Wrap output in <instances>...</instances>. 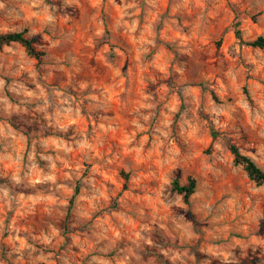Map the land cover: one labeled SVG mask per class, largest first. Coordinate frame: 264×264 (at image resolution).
I'll list each match as a JSON object with an SVG mask.
<instances>
[{"label": "clouds", "instance_id": "1", "mask_svg": "<svg viewBox=\"0 0 264 264\" xmlns=\"http://www.w3.org/2000/svg\"><path fill=\"white\" fill-rule=\"evenodd\" d=\"M0 264H264V0H0Z\"/></svg>", "mask_w": 264, "mask_h": 264}]
</instances>
